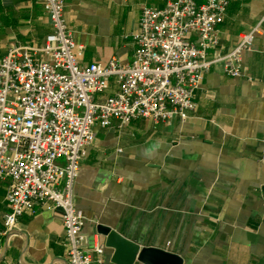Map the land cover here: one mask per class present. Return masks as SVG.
I'll return each mask as SVG.
<instances>
[{"label": "crops", "instance_id": "1", "mask_svg": "<svg viewBox=\"0 0 264 264\" xmlns=\"http://www.w3.org/2000/svg\"><path fill=\"white\" fill-rule=\"evenodd\" d=\"M174 1L64 0L65 17L84 64L128 63L143 10ZM263 18L264 0H230L209 54L216 62L188 120L96 128L74 187L89 247L104 245L95 233L102 224L183 264H264V22L244 55L243 77H228L221 60ZM51 32L42 0H0V59L11 45H36ZM115 91L112 80L106 95ZM7 188L0 181V264H69L60 211L4 227ZM113 257L105 247L104 264H118Z\"/></svg>", "mask_w": 264, "mask_h": 264}, {"label": "built area", "instance_id": "2", "mask_svg": "<svg viewBox=\"0 0 264 264\" xmlns=\"http://www.w3.org/2000/svg\"><path fill=\"white\" fill-rule=\"evenodd\" d=\"M52 32L36 45H11L0 59V181L7 183L6 229L40 210L61 212L69 264H104L105 245L89 247L84 214L74 187L96 128L113 120L154 125L186 121L197 108L196 93L216 62L219 26L230 0H177L164 9L145 8L131 34L130 62L83 63L65 17L64 0H42ZM262 21L221 60L228 77L245 75L244 55ZM116 91L106 93L111 81Z\"/></svg>", "mask_w": 264, "mask_h": 264}, {"label": "water", "instance_id": "3", "mask_svg": "<svg viewBox=\"0 0 264 264\" xmlns=\"http://www.w3.org/2000/svg\"><path fill=\"white\" fill-rule=\"evenodd\" d=\"M95 233L104 239L105 247L114 250V263L183 264L181 256L163 249L141 248L109 226L97 225Z\"/></svg>", "mask_w": 264, "mask_h": 264}]
</instances>
